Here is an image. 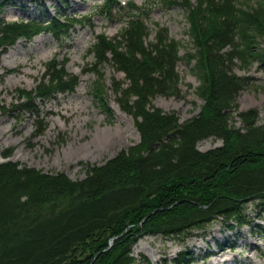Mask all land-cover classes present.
<instances>
[{
  "label": "trees",
  "instance_id": "1",
  "mask_svg": "<svg viewBox=\"0 0 264 264\" xmlns=\"http://www.w3.org/2000/svg\"><path fill=\"white\" fill-rule=\"evenodd\" d=\"M8 1L0 0V11ZM159 1L186 9L192 48L180 54V41L158 23L147 40L148 3L102 0L100 14L109 21L121 14L124 25L112 37L95 34L86 53L92 61L85 71L97 74L100 101L103 66L124 73L127 87L117 81L114 92L134 118L140 141L102 165L87 164L80 180L0 161V264H149L132 253L139 237L184 241L218 219L230 229L250 224L249 202L264 214V123H257L254 108L237 111L235 100L248 77L233 71L235 65L247 70L254 62L264 64V0ZM76 24L81 19L59 14L43 21L0 19V52L41 33L61 40ZM179 61L191 65L195 92L204 101L184 122L152 105L157 94L179 93ZM78 80L67 72L66 60L53 58L35 89H18L21 109L37 117L36 134L46 125L36 100L71 93ZM232 111L241 127L229 123ZM208 137L222 144L199 150L197 143ZM253 228L264 236L263 224ZM192 260L188 251L176 257L179 264Z\"/></svg>",
  "mask_w": 264,
  "mask_h": 264
},
{
  "label": "rangeland",
  "instance_id": "2",
  "mask_svg": "<svg viewBox=\"0 0 264 264\" xmlns=\"http://www.w3.org/2000/svg\"><path fill=\"white\" fill-rule=\"evenodd\" d=\"M133 1L150 6L145 19L150 30L147 40L153 39L158 23L168 28L169 36L180 41V54L192 48L184 7H164L159 0ZM190 1L195 3V0ZM101 3L102 0H9L0 11V19L4 21H43L55 14L81 19V25L61 40L50 33H41L31 40L20 39L6 52H0V161L9 159L20 166L50 174L63 172L73 180H80L86 176L87 164L102 165L140 141L134 118L122 110L119 94L114 92L117 81L127 87L124 73L115 71L110 64L103 66L100 81L103 101H100L96 86L98 76L93 71H85L92 61L86 53L94 42V35L114 36L124 25L119 18L121 14H115L112 21L102 16ZM55 57L60 59L59 63L66 60V70L78 75L79 80L71 93L36 100L38 115L46 123L42 132L36 134L37 117L21 109L18 89H35L45 73L46 64ZM176 70L180 76L179 93L157 94L152 105L164 112L174 111L179 122H184L199 113L204 101L195 92L198 80L191 65L179 61ZM233 71L248 77L235 100L237 111L254 108L258 111L257 123L263 124L264 64L254 62L247 70L235 65ZM134 98L132 96L131 101ZM237 111H232L229 123L241 127ZM221 144L220 138L208 137L200 140L197 148L206 151ZM8 149L11 154L5 158L2 152ZM245 214L254 220L253 223L230 229L218 219L204 229L193 231L184 241L160 234L144 235L133 243L132 253L137 258L146 256L149 264H179L176 257L181 251L192 253L190 264H264V236L253 228L254 223L264 225V214L259 212L255 202L247 203Z\"/></svg>",
  "mask_w": 264,
  "mask_h": 264
},
{
  "label": "water",
  "instance_id": "3",
  "mask_svg": "<svg viewBox=\"0 0 264 264\" xmlns=\"http://www.w3.org/2000/svg\"><path fill=\"white\" fill-rule=\"evenodd\" d=\"M93 262V260L91 261V263Z\"/></svg>",
  "mask_w": 264,
  "mask_h": 264
}]
</instances>
